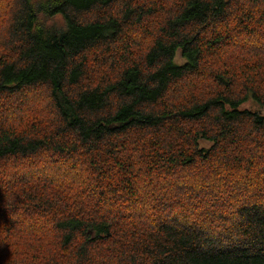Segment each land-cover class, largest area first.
Segmentation results:
<instances>
[{"label": "trees", "instance_id": "trees-1", "mask_svg": "<svg viewBox=\"0 0 264 264\" xmlns=\"http://www.w3.org/2000/svg\"><path fill=\"white\" fill-rule=\"evenodd\" d=\"M0 264H264V0L0 1Z\"/></svg>", "mask_w": 264, "mask_h": 264}, {"label": "rangeland", "instance_id": "rangeland-1", "mask_svg": "<svg viewBox=\"0 0 264 264\" xmlns=\"http://www.w3.org/2000/svg\"><path fill=\"white\" fill-rule=\"evenodd\" d=\"M4 1V0H0ZM8 5V4H7ZM1 7H4V4H1ZM39 21L40 26L44 27L47 31H53V30H61L64 28V20L59 15L51 16V17H45L43 15H39ZM176 61L181 63L183 60L180 57V53L178 52L176 54ZM240 108H247L252 110H258V106L253 101H247L246 103L242 104ZM206 143L204 141H201V145H205ZM35 174V171H30L29 175Z\"/></svg>", "mask_w": 264, "mask_h": 264}]
</instances>
